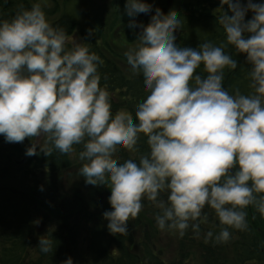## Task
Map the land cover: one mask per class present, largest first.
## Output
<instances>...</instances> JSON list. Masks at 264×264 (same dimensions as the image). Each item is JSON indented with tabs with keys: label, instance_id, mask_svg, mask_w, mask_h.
<instances>
[{
	"label": "clouds",
	"instance_id": "1",
	"mask_svg": "<svg viewBox=\"0 0 264 264\" xmlns=\"http://www.w3.org/2000/svg\"><path fill=\"white\" fill-rule=\"evenodd\" d=\"M42 3L21 4L10 19H0V135L5 142L29 138L26 156L66 155L80 146V176L93 188L111 190L112 210L102 215L114 235L128 231L143 200L159 210L160 230L181 236L189 228L198 234L208 220L203 210L211 208L221 226L217 243L227 242L230 230H247L248 206L264 217V3L220 0L221 9L228 6L217 17L225 42L203 41L196 47L176 43L181 20L157 7L124 52L147 93L135 109V121L127 111L113 112L110 93L100 84L102 58L85 41L70 39L64 27L51 24ZM152 9L146 0H126L128 27L136 28L135 17ZM249 10L254 14L246 21ZM229 46L246 54L248 94L239 89L230 94L223 87L224 70L238 65L225 51ZM201 65L205 76L197 72ZM141 134L148 151L120 163L121 149L138 152ZM38 246L43 253L53 251L46 235Z\"/></svg>",
	"mask_w": 264,
	"mask_h": 264
},
{
	"label": "trees",
	"instance_id": "2",
	"mask_svg": "<svg viewBox=\"0 0 264 264\" xmlns=\"http://www.w3.org/2000/svg\"><path fill=\"white\" fill-rule=\"evenodd\" d=\"M146 2L153 9L141 18L139 24L147 25L157 7L165 16L173 12L182 22L178 43L181 47H196L203 41L219 46L226 40L217 17L224 10L228 11V6L221 9L220 0H170V4L168 0ZM247 2L240 0L242 5ZM252 2L264 3V0ZM21 4L26 8L32 5L29 0H0V19H10ZM125 4L126 0H119L118 16L126 27V39L131 42L139 33L128 27L132 18L125 13ZM140 14L135 17L136 22ZM253 14L249 10L245 20L251 19ZM49 22L64 27L69 37L79 26L75 15L70 13ZM103 23V15L97 14L82 25L83 41L103 60L99 67L100 84L110 93L113 112L127 111L135 121V109L147 96L142 76H130L108 42L102 41ZM90 30L91 36L88 35ZM225 51L237 60L238 65L236 69L224 70L223 87L230 94H234L236 89L242 94L250 93V65L246 62V54L236 53L232 46ZM197 72L207 75L203 65ZM31 143L29 138L22 143H8L0 135V172L4 173L0 182L8 184L0 186V264H64L65 261H71V264L189 263L190 257L186 255L190 251L183 260H166L157 253L141 212L136 218L129 219L125 234H111L107 228L108 221L102 215L112 210L108 201L111 190L107 187H91L83 196L66 193L61 188L60 175L71 169L74 159H78L80 146H74L73 152L66 155L54 152L50 157L43 153L26 156V148ZM137 148L138 152L121 149L119 162L136 159L138 154L148 151L143 134ZM203 211L207 213L208 220L200 225L199 233L189 228L181 239L186 242L184 244H199L204 264H264V217L253 206L246 209L247 230H230L231 238L225 243L215 242V234L221 226L214 210L206 206ZM36 220L40 221L38 225L34 223ZM209 231L213 232L212 238L206 237ZM43 235L53 241L52 252L40 251L38 242Z\"/></svg>",
	"mask_w": 264,
	"mask_h": 264
},
{
	"label": "rangeland",
	"instance_id": "3",
	"mask_svg": "<svg viewBox=\"0 0 264 264\" xmlns=\"http://www.w3.org/2000/svg\"><path fill=\"white\" fill-rule=\"evenodd\" d=\"M29 1L31 3L37 2V0ZM42 7L49 21H55L67 13L75 15L79 22V26L73 35L69 37L74 40H83L80 30L82 25H85L87 21H91L97 14L103 15L104 32L101 37L102 41H107L110 47L115 51L122 68L125 69L130 76L136 75L131 71L124 57V52L130 45H134L136 41L130 42L126 39V27L121 23L118 16L119 0H43ZM179 30L182 31L181 29ZM180 35L177 44L180 42ZM41 143H43L42 140ZM81 164L82 162L79 159H74L71 169L60 175L61 188L65 190L66 193L82 194L83 196L92 187L86 184L84 178L79 174ZM2 174L4 173L0 172V176ZM6 185L8 184L0 182V186L6 187ZM109 189L110 188H108V190ZM161 198L166 200L167 194H162ZM142 203L143 207L140 212L144 218L145 226L148 228L147 230L151 235L152 242L156 245L155 248L157 253L162 258L166 260H183L185 259L184 255L188 254L190 251V253L186 255L190 257V264H204L202 251L198 243L184 244L186 242L181 239V235L178 231L168 229L160 230L155 221V216L159 210L155 208L150 201L143 200Z\"/></svg>",
	"mask_w": 264,
	"mask_h": 264
},
{
	"label": "water",
	"instance_id": "4",
	"mask_svg": "<svg viewBox=\"0 0 264 264\" xmlns=\"http://www.w3.org/2000/svg\"><path fill=\"white\" fill-rule=\"evenodd\" d=\"M168 3L170 4V0H168ZM150 13H151V12H150ZM144 15H145V13H142V14H140V16H139V18H138L137 27L135 28V30H136L138 33L141 31V29H140V27H139V21L141 20V18H142ZM180 33H181L180 30H177V31L175 32V35H176V37H177V40H178V38H179ZM177 40H176V41H177Z\"/></svg>",
	"mask_w": 264,
	"mask_h": 264
}]
</instances>
